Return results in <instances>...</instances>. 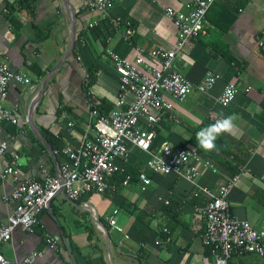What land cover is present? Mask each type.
Returning <instances> with one entry per match:
<instances>
[{
	"label": "crops",
	"instance_id": "crops-1",
	"mask_svg": "<svg viewBox=\"0 0 264 264\" xmlns=\"http://www.w3.org/2000/svg\"><path fill=\"white\" fill-rule=\"evenodd\" d=\"M17 1L0 0V60L13 71L27 74L32 83L13 82L5 101L19 118L17 123L2 124V136L19 154L20 174L18 180L0 178V221H7L12 212L14 204L8 197L20 181L45 173L58 174L63 157L45 131L52 132L64 145L78 143L87 130L93 134L90 125H95L91 124L85 91L87 68L98 67L92 96L106 97L115 105L119 76L114 63L105 57V48L123 51L134 33L137 45L147 50L174 49L178 30L165 16L164 7L187 11L189 3L111 0L113 5L103 17L86 9L88 0H32L30 8L15 5L13 15L20 23L16 28L5 8ZM74 13L76 31L84 32V36L79 51L67 55ZM232 15L236 18L227 31L216 26L215 22L225 23ZM207 18L208 34L190 41L179 52V64L195 84L209 71L217 74V82L208 92L195 88L184 100L168 96L174 103L176 120H163L156 128L157 139L176 147L197 148V131L222 116L235 115L232 131L222 135L240 142V148L250 156L230 191L231 210L260 226L264 217V45L260 46L258 40L264 35V0H217ZM95 21L98 24L91 26ZM106 21L114 26L112 33ZM128 22L134 30L127 29ZM124 52V56L133 58L136 47ZM34 65L45 71L43 77L34 71ZM48 74L33 114L46 146L29 122V114ZM229 82L238 92L230 105L222 106L217 98ZM68 122L74 123L70 130ZM135 148L131 147L128 166L135 160ZM8 163V155L0 156V170ZM225 175L231 176L210 167L198 180L217 189ZM194 189L192 183L175 174H155L145 189L137 179L116 192L86 194L78 200L59 191L41 214L37 230L29 233L18 227L11 240L1 244V252L10 260L21 261L37 251L35 264H215L202 241L203 215L195 208L204 205L205 198L195 197ZM192 195L197 198L195 205L188 204ZM167 199L172 201L171 207L164 202ZM109 217L123 230L111 226ZM49 238L56 248L50 247ZM230 260L234 264H264V257L249 252L235 253Z\"/></svg>",
	"mask_w": 264,
	"mask_h": 264
},
{
	"label": "built area",
	"instance_id": "built-area-1",
	"mask_svg": "<svg viewBox=\"0 0 264 264\" xmlns=\"http://www.w3.org/2000/svg\"><path fill=\"white\" fill-rule=\"evenodd\" d=\"M216 1L189 0L187 11L169 5L164 7L165 16L178 30V43L174 49L147 50L136 46V55L130 58L115 48H105V57L114 63L119 76L114 109L108 115L100 116L98 109L92 108L96 103L89 99L91 124L95 125H90L93 134L87 130L78 143L66 144L57 150L63 157L58 174H47L44 170V176L31 177L16 185L8 197L14 208L7 221H0V246L11 240L18 227L34 233L40 225L41 214L63 187L71 200H78L86 194L116 192L132 185L135 180L127 167L134 146L150 155L147 166L154 174H175L192 183L195 197L205 198L204 205L195 208L203 215L202 241L211 249L215 264H227L235 253L249 252L264 257V217L260 226H256L231 210L230 191L239 176L225 175V180L214 189L199 183L204 169L216 167L204 159L197 148L176 147L168 141L154 146L157 126L166 118L176 120L174 103L168 96L184 100L195 88L208 92L217 82V74L209 71L200 83H193L181 71L178 57L190 41L208 34L210 21L207 14ZM112 5L111 0H88L85 7L89 12H99L105 17ZM97 24V21L90 23L91 26ZM258 41L263 46L264 35ZM88 78L87 73L85 85ZM13 82L31 84L32 79L21 71H13L6 61L0 60V156H9V163L0 170L2 180H18L20 174L19 154L10 149L2 136L5 121L17 123L19 120L17 113L5 106ZM237 92V86L229 82L217 100L222 106H228ZM73 126V122H68V130ZM122 175L124 177L120 178ZM138 180L145 189L151 184L152 177L141 171ZM164 202L169 204L170 200ZM108 221L117 230H123L114 218L109 217ZM48 242L51 248H56L51 238ZM38 256L39 253L34 251L23 260L14 261L4 256L0 248V264H35Z\"/></svg>",
	"mask_w": 264,
	"mask_h": 264
},
{
	"label": "trees",
	"instance_id": "trees-1",
	"mask_svg": "<svg viewBox=\"0 0 264 264\" xmlns=\"http://www.w3.org/2000/svg\"><path fill=\"white\" fill-rule=\"evenodd\" d=\"M31 1L32 0H18L16 4L10 6L8 5V18L16 28H20V23L13 15V12L16 9L15 5H17V8H30ZM235 18L236 17L232 15L229 21L225 23L215 22V24L221 30L227 31L232 26L233 22L235 21ZM106 22H107V28L112 33V31L114 30V26L112 25L111 22L109 21ZM127 29L134 30L135 27L131 22H128ZM94 30L95 32L96 31L100 32L99 28L95 27ZM99 34L101 35V32ZM83 36H84V32H79V33L77 32L76 44L73 53H77V51H79V49L81 48ZM124 46L125 49L121 52L119 51L122 55H124L125 50L138 46L136 43V38L134 37V33L129 35ZM33 68L34 71L40 77H43L45 75V71H43L40 67L34 65ZM97 70L98 67H96L95 65L89 66L87 68L89 78L87 85H85V91L88 95V98L90 99V102L96 103L95 105H93L92 108L98 109L100 116L108 115L114 109L115 107L114 103L106 97L96 98L92 96L93 95L92 88L97 81V75H96ZM45 132L54 149L60 150L64 146V143L61 142L60 138L56 137L52 132L50 131H45ZM162 142H163L162 140L156 139L154 146L159 147L162 144ZM239 143L240 142L237 143L235 139H228L226 136L220 135L216 140L217 147L214 151L205 152L202 149H200L198 146H197V150L200 152V154L204 159L211 161L217 170L228 173L233 176L241 171L240 168L246 165V162L250 156L248 152L240 148ZM134 155H135V160L131 165L127 167V171L133 175L134 180L136 181L138 179L141 171H146L149 174V176L153 178L155 174L152 171H150V169L147 166L148 160L150 159V155L138 147L134 149ZM122 177H124V175H122L120 178ZM190 199L192 200H190L188 204L190 205L197 204V198L193 197V195ZM171 206H172V201L170 200V203L167 204V207H171ZM207 252L211 254V249L208 247H207ZM227 264H234V263L229 259Z\"/></svg>",
	"mask_w": 264,
	"mask_h": 264
},
{
	"label": "clouds",
	"instance_id": "clouds-1",
	"mask_svg": "<svg viewBox=\"0 0 264 264\" xmlns=\"http://www.w3.org/2000/svg\"><path fill=\"white\" fill-rule=\"evenodd\" d=\"M235 119V115L222 116L221 119L197 131L196 140L198 147L205 152L214 151L217 147V138L223 133L232 131Z\"/></svg>",
	"mask_w": 264,
	"mask_h": 264
},
{
	"label": "water",
	"instance_id": "water-1",
	"mask_svg": "<svg viewBox=\"0 0 264 264\" xmlns=\"http://www.w3.org/2000/svg\"><path fill=\"white\" fill-rule=\"evenodd\" d=\"M76 37H77V31H76V19H75V13H74V17H73V26H72V34H71V42H70V46L69 49L67 51V55L71 54L75 48V44H76ZM51 74H48L42 84H41V88L39 90V92L37 93L32 105H31V109H30V114H29V122L31 123L32 127L34 128V130L37 132V134L39 135V137L45 142L46 146H48L47 142L43 139V137L41 136L40 132L36 129L35 125H34V121H33V114L35 111V107L37 106L38 102L40 101L44 91H45V87L46 84L50 78ZM51 151V150H50ZM62 192H65L64 187L60 190ZM51 206V201L48 204V207Z\"/></svg>",
	"mask_w": 264,
	"mask_h": 264
},
{
	"label": "rangeland",
	"instance_id": "rangeland-1",
	"mask_svg": "<svg viewBox=\"0 0 264 264\" xmlns=\"http://www.w3.org/2000/svg\"><path fill=\"white\" fill-rule=\"evenodd\" d=\"M109 201V200H108ZM93 202H95V201H93ZM110 204V203H109Z\"/></svg>",
	"mask_w": 264,
	"mask_h": 264
}]
</instances>
